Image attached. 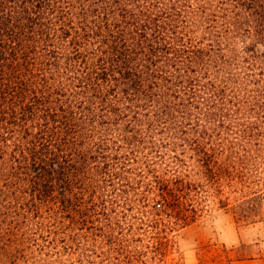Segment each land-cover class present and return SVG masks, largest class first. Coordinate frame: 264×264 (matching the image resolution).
<instances>
[{
    "label": "trees",
    "instance_id": "trees-1",
    "mask_svg": "<svg viewBox=\"0 0 264 264\" xmlns=\"http://www.w3.org/2000/svg\"><path fill=\"white\" fill-rule=\"evenodd\" d=\"M226 208L264 217V0H0V264H169Z\"/></svg>",
    "mask_w": 264,
    "mask_h": 264
},
{
    "label": "rangeland",
    "instance_id": "rangeland-1",
    "mask_svg": "<svg viewBox=\"0 0 264 264\" xmlns=\"http://www.w3.org/2000/svg\"><path fill=\"white\" fill-rule=\"evenodd\" d=\"M177 243L181 257L169 264H225L236 254L243 257L231 264H264V217L245 224L233 208L220 209L181 230Z\"/></svg>",
    "mask_w": 264,
    "mask_h": 264
}]
</instances>
